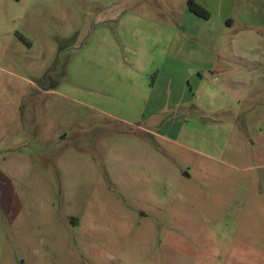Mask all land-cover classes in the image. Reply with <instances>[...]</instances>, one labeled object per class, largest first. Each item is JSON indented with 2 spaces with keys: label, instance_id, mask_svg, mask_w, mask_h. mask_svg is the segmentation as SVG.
<instances>
[{
  "label": "rangeland",
  "instance_id": "rangeland-1",
  "mask_svg": "<svg viewBox=\"0 0 264 264\" xmlns=\"http://www.w3.org/2000/svg\"><path fill=\"white\" fill-rule=\"evenodd\" d=\"M189 1L0 0V264H264V0Z\"/></svg>",
  "mask_w": 264,
  "mask_h": 264
},
{
  "label": "crops",
  "instance_id": "crops-1",
  "mask_svg": "<svg viewBox=\"0 0 264 264\" xmlns=\"http://www.w3.org/2000/svg\"><path fill=\"white\" fill-rule=\"evenodd\" d=\"M196 1V0H195ZM238 0H197L200 5L204 6L210 12V18L204 20H211L215 15L220 17V22L234 27L235 16L243 15V12L238 10ZM243 10V7H241ZM201 18V17H200Z\"/></svg>",
  "mask_w": 264,
  "mask_h": 264
},
{
  "label": "trees",
  "instance_id": "trees-1",
  "mask_svg": "<svg viewBox=\"0 0 264 264\" xmlns=\"http://www.w3.org/2000/svg\"><path fill=\"white\" fill-rule=\"evenodd\" d=\"M189 9L192 13L195 15L204 18V19H209L210 18V12L202 5H200L198 2L195 0H190L189 1Z\"/></svg>",
  "mask_w": 264,
  "mask_h": 264
}]
</instances>
